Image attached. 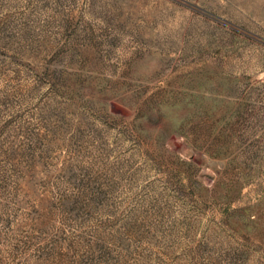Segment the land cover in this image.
<instances>
[{"label":"rangeland","instance_id":"374dc122","mask_svg":"<svg viewBox=\"0 0 264 264\" xmlns=\"http://www.w3.org/2000/svg\"><path fill=\"white\" fill-rule=\"evenodd\" d=\"M0 264H264V0H0Z\"/></svg>","mask_w":264,"mask_h":264}]
</instances>
